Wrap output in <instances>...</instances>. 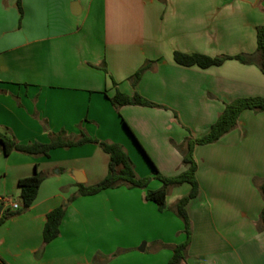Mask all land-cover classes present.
<instances>
[{"label":"crops","instance_id":"crops-1","mask_svg":"<svg viewBox=\"0 0 264 264\" xmlns=\"http://www.w3.org/2000/svg\"><path fill=\"white\" fill-rule=\"evenodd\" d=\"M17 3L0 0V131L19 142L85 132L123 144L135 167L142 164L137 173L148 176L152 163L125 120L158 169L174 176L187 169L175 143L207 133L227 103L264 96L256 64L228 59L203 68L174 59L175 51L254 53L263 0H22V12ZM147 60L154 64L133 85L130 77ZM119 90L167 108H117L111 97ZM105 154L86 143L49 156L6 155L0 143V190L15 193L7 197L20 209L18 180L44 175L28 209L0 214V264H168L172 245L186 239L174 207L191 185L174 187L164 211L139 187L74 198L80 183L106 176ZM194 157L200 192L187 205L193 234L179 264H264V111L244 110L235 129L196 145ZM156 180L151 189L162 186ZM61 205V234L45 244L47 215Z\"/></svg>","mask_w":264,"mask_h":264},{"label":"trees","instance_id":"trees-1","mask_svg":"<svg viewBox=\"0 0 264 264\" xmlns=\"http://www.w3.org/2000/svg\"><path fill=\"white\" fill-rule=\"evenodd\" d=\"M17 4L22 12V0H18ZM174 59L179 64L185 66L198 65L203 68L221 65L228 59H237L243 63L256 64L264 73V25L257 27V49L252 54L241 53L237 55L210 56L197 52L187 53L175 51ZM153 64L154 61L147 60L130 77L133 85L136 86L139 83L143 74L149 70ZM103 69L108 72L106 65H103ZM111 101L117 108L123 105L167 108L165 105L156 103L144 97L139 92L129 95L119 90L113 97H111ZM246 109H251L255 112L264 111V96L242 97L227 103L224 111L220 114L217 121L211 126L207 133L199 137L189 136L181 144L175 143L176 147L183 155V164L187 166V169L174 176L164 175L158 169L125 120L124 124L127 129L131 132L136 142L152 163V175L142 177L137 173L135 164L123 144L113 141L100 140L85 132L81 133L78 139H70L66 136V133L59 132L51 134V140L49 142L35 141L22 143L9 136L7 133L0 131V143L3 146V150L6 155L10 154L12 151H19L34 156H49L51 150L59 147L69 148L86 143L98 144L101 149L109 155L110 160L108 172L103 179L95 184L85 185L80 183L78 193L74 196V198L80 195L97 194L108 188L120 186H126L129 188L139 187L146 189L145 198L148 201L155 202L159 209L164 211L167 208V196L171 187L179 186L186 182L189 183L191 185V191L189 194L180 198L174 207L176 214L184 222L186 239L183 242L172 245L173 256L168 264H179L188 257V250L193 234L192 220L190 218L187 205L193 198H196L200 192L199 181L196 175L198 165L194 157V149L198 144L213 143L228 132L235 129L239 124L241 113ZM43 179L44 175L36 171L33 175L18 180L20 196L23 203V207L20 209L21 211L28 209L35 202ZM153 179L160 180L162 182V186L158 189H150L149 184ZM260 189L264 198V179L260 185ZM65 213L66 205L56 207L48 213L43 232L45 244L53 241L61 234V223ZM8 216L9 215L3 216L2 221ZM260 221L262 223V230L264 231V208L261 213Z\"/></svg>","mask_w":264,"mask_h":264},{"label":"rangeland","instance_id":"rangeland-1","mask_svg":"<svg viewBox=\"0 0 264 264\" xmlns=\"http://www.w3.org/2000/svg\"><path fill=\"white\" fill-rule=\"evenodd\" d=\"M178 149V148H177ZM179 150V149H178ZM141 151H142V153H143V155L145 156V158L147 159V161H149V163L151 164V162H150V160H149V158H148V156L144 153V151L141 149ZM180 151V150H179ZM105 156L106 157H108V155L107 154H105ZM131 156V155H130ZM131 158H132V160H133V162H134V164H135V166H136V162L134 161V159H133V157L131 156ZM151 158V157H150ZM151 166H152V164H151ZM136 168V171L137 170H140L141 168H142V164H141V162H139L138 163V168L137 167H135ZM152 168H153V166H152ZM152 173H153V171H152ZM150 175H152V174H150ZM149 176V175H148ZM154 180V179H153ZM158 180V179H157ZM156 180V181H157ZM158 181H160V180H158ZM5 180L4 179H2V178H0V186L2 187V188H6V186H5ZM7 184H9V183H7ZM150 186V189L152 188V186H151V184H149ZM8 186V185H7ZM176 187V186H175ZM174 187H171V189H170V191L173 189ZM7 194H10L11 195V197L13 198V197H16L17 198V195H15V193H14V195H13V193H11L10 191H4V189H2V190H0V196H3V197H6L7 196ZM17 194V193H16ZM8 209V207H6V209L5 210H7ZM143 243L144 242H142L141 243V245L140 246H143Z\"/></svg>","mask_w":264,"mask_h":264},{"label":"built area","instance_id":"built-area-1","mask_svg":"<svg viewBox=\"0 0 264 264\" xmlns=\"http://www.w3.org/2000/svg\"><path fill=\"white\" fill-rule=\"evenodd\" d=\"M0 205L3 207V209H6V207H8L7 210L20 209V204L15 200H13L11 197H7V196L6 197L0 196Z\"/></svg>","mask_w":264,"mask_h":264},{"label":"water","instance_id":"water-1","mask_svg":"<svg viewBox=\"0 0 264 264\" xmlns=\"http://www.w3.org/2000/svg\"><path fill=\"white\" fill-rule=\"evenodd\" d=\"M3 207L0 205V214L2 213Z\"/></svg>","mask_w":264,"mask_h":264}]
</instances>
